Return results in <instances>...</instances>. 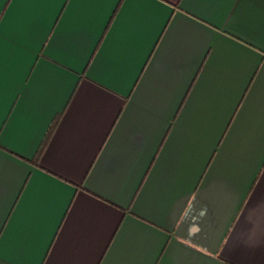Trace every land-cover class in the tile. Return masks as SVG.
Listing matches in <instances>:
<instances>
[{"label": "crops", "instance_id": "0c3cea01", "mask_svg": "<svg viewBox=\"0 0 264 264\" xmlns=\"http://www.w3.org/2000/svg\"><path fill=\"white\" fill-rule=\"evenodd\" d=\"M0 264H264V0H0Z\"/></svg>", "mask_w": 264, "mask_h": 264}, {"label": "snow or ice", "instance_id": "6c2138e0", "mask_svg": "<svg viewBox=\"0 0 264 264\" xmlns=\"http://www.w3.org/2000/svg\"><path fill=\"white\" fill-rule=\"evenodd\" d=\"M9 2H11V0H9Z\"/></svg>", "mask_w": 264, "mask_h": 264}]
</instances>
